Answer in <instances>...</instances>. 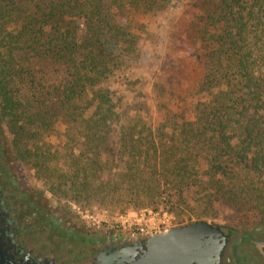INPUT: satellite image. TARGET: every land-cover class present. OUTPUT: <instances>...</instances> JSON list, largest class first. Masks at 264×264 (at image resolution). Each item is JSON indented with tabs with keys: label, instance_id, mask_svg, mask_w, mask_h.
I'll return each instance as SVG.
<instances>
[{
	"label": "trees",
	"instance_id": "obj_1",
	"mask_svg": "<svg viewBox=\"0 0 264 264\" xmlns=\"http://www.w3.org/2000/svg\"><path fill=\"white\" fill-rule=\"evenodd\" d=\"M147 3L0 0V110L14 149L23 160L36 157L37 137L22 124L40 134L56 131L60 117L81 148L75 154L69 144L65 176H47L69 180L74 201L102 193L132 208L167 199L174 209L209 188L208 198L255 209L264 223V0H218L202 16V77L193 94L201 98L192 118L168 116L156 128L123 124L119 168L107 145L121 106L107 82L119 58L136 51L128 16ZM52 155L40 147L39 168ZM201 160L203 177L195 168Z\"/></svg>",
	"mask_w": 264,
	"mask_h": 264
},
{
	"label": "rangeland",
	"instance_id": "obj_2",
	"mask_svg": "<svg viewBox=\"0 0 264 264\" xmlns=\"http://www.w3.org/2000/svg\"><path fill=\"white\" fill-rule=\"evenodd\" d=\"M217 3L218 0H148L147 6L129 14L138 47L133 54L119 58L117 69L107 82L120 99L121 106L118 118L111 124L107 145V148L113 149L116 158L113 162L120 163L119 168L124 167L118 161L123 158L119 140L123 124L144 123L156 128L168 116L183 114L192 118L195 102L201 98L193 94L202 77L203 45L199 40L202 16L210 13ZM35 101L37 99L32 97L31 103ZM34 111L31 109V112ZM54 122L56 131L40 134L36 126L22 124L29 136L35 134L38 148L36 157L23 160L13 147V128L7 124L0 110V142L12 162L18 181L31 188L68 220L108 237L128 239L132 238L131 223L141 218L143 209L151 210L158 216H170L176 226L207 221L247 232L255 226L264 225L255 209L238 211L222 198L216 199L213 195L208 198L209 188L202 190L200 197H188L184 205L174 209L166 203L167 199L159 201L155 208H132L120 203L116 195L104 197L102 193L84 194L74 201L70 193L73 186H69V180L60 178L67 171L69 144L75 147L74 153L77 154L81 140L60 117ZM40 147H51L53 157L39 168ZM56 149L59 150L56 152ZM111 166L115 167L114 164ZM195 168L202 177L206 175L207 168L202 160ZM51 171L55 172V177H60L59 182L47 176ZM64 182L67 184L63 185Z\"/></svg>",
	"mask_w": 264,
	"mask_h": 264
},
{
	"label": "flooded vegetation",
	"instance_id": "obj_3",
	"mask_svg": "<svg viewBox=\"0 0 264 264\" xmlns=\"http://www.w3.org/2000/svg\"><path fill=\"white\" fill-rule=\"evenodd\" d=\"M12 167L0 142V208L20 264H93L101 251L120 247L117 237L61 216L21 184ZM219 226L226 241L215 264H264V225L247 232Z\"/></svg>",
	"mask_w": 264,
	"mask_h": 264
},
{
	"label": "water",
	"instance_id": "obj_4",
	"mask_svg": "<svg viewBox=\"0 0 264 264\" xmlns=\"http://www.w3.org/2000/svg\"><path fill=\"white\" fill-rule=\"evenodd\" d=\"M5 229L0 208V264H20ZM117 238L120 247L101 251L93 264H215L226 241L221 227L207 221L174 226L145 238Z\"/></svg>",
	"mask_w": 264,
	"mask_h": 264
},
{
	"label": "built area",
	"instance_id": "obj_5",
	"mask_svg": "<svg viewBox=\"0 0 264 264\" xmlns=\"http://www.w3.org/2000/svg\"><path fill=\"white\" fill-rule=\"evenodd\" d=\"M147 215V216H146ZM146 216V217H145ZM176 226L166 214L159 215L143 209L141 218L131 223L132 237L145 238L153 232H160Z\"/></svg>",
	"mask_w": 264,
	"mask_h": 264
}]
</instances>
